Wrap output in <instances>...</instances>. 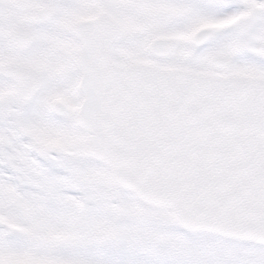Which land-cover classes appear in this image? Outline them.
<instances>
[{
  "label": "snow or ice",
  "instance_id": "snow-or-ice-1",
  "mask_svg": "<svg viewBox=\"0 0 264 264\" xmlns=\"http://www.w3.org/2000/svg\"><path fill=\"white\" fill-rule=\"evenodd\" d=\"M0 264H264V0H0Z\"/></svg>",
  "mask_w": 264,
  "mask_h": 264
}]
</instances>
